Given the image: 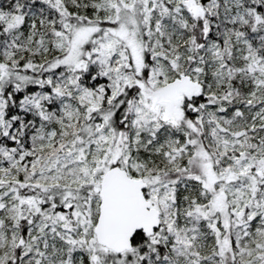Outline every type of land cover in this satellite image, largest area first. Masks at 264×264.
<instances>
[{"label": "snow or ice", "instance_id": "obj_1", "mask_svg": "<svg viewBox=\"0 0 264 264\" xmlns=\"http://www.w3.org/2000/svg\"><path fill=\"white\" fill-rule=\"evenodd\" d=\"M0 264H264V0H0Z\"/></svg>", "mask_w": 264, "mask_h": 264}]
</instances>
